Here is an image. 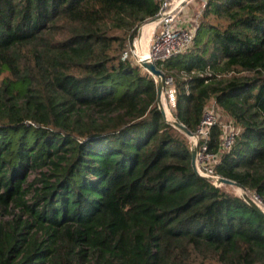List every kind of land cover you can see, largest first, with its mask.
I'll use <instances>...</instances> for the list:
<instances>
[{
	"label": "trees",
	"instance_id": "obj_1",
	"mask_svg": "<svg viewBox=\"0 0 264 264\" xmlns=\"http://www.w3.org/2000/svg\"><path fill=\"white\" fill-rule=\"evenodd\" d=\"M159 8L0 0V264H264V218L193 172L156 79L123 58ZM156 67L191 133L209 106L232 125L225 150L210 130L213 172L264 204V0H205Z\"/></svg>",
	"mask_w": 264,
	"mask_h": 264
},
{
	"label": "built area",
	"instance_id": "obj_2",
	"mask_svg": "<svg viewBox=\"0 0 264 264\" xmlns=\"http://www.w3.org/2000/svg\"><path fill=\"white\" fill-rule=\"evenodd\" d=\"M176 2L177 0H160V8L158 14L156 15V17H159V20L152 22L154 24V28L149 36L146 56L155 66L159 62H163L184 52L191 46L193 41L197 24L192 30H186L184 27L180 26L178 15L181 14L185 5L174 11L173 5ZM138 40L139 38L134 40L133 46L135 51L131 53V57H129L128 53L125 52L123 58H134L141 65L140 54L136 52ZM171 85L172 80L166 79L163 98L165 96L167 103L171 108H173L175 103V91L171 88ZM208 110L209 109H206L204 113V115H206L203 116V119L195 133H193L194 136L192 138L193 143L197 145L195 159L196 174L199 177L209 179L215 186H223L216 183L220 177L215 175L213 172L212 166L216 161V157L209 150V133L211 128L214 126H219L223 130L221 148L225 150L229 149L233 142L234 129L230 124L221 125L218 122L216 115L213 114V112H207ZM253 200L264 212V204L257 197H254Z\"/></svg>",
	"mask_w": 264,
	"mask_h": 264
},
{
	"label": "water",
	"instance_id": "obj_3",
	"mask_svg": "<svg viewBox=\"0 0 264 264\" xmlns=\"http://www.w3.org/2000/svg\"><path fill=\"white\" fill-rule=\"evenodd\" d=\"M188 0H177V2L173 5L174 11L177 10L179 7L183 6ZM159 20V17H155L149 21V23L156 22ZM141 66L144 68V70L151 75L153 78L156 79L157 84V105L160 113L162 114L164 120L166 123L172 125L175 129L182 132L186 137L192 138L194 136L193 133H191L183 124L177 122L174 119H167L166 113L163 107L162 99H163V92L165 88V77L161 70H159L150 60L146 57H140ZM191 149V168L194 173H196V167H195V159H196V153H197V145L192 144L190 147ZM209 180V179H208ZM217 184L220 185H227L230 187H234L241 190L240 198L246 202L255 212H257L262 218H264V212L261 210V208L256 204V202L250 198L243 189L236 186L233 182L228 181L223 178H219L216 181Z\"/></svg>",
	"mask_w": 264,
	"mask_h": 264
},
{
	"label": "rangeland",
	"instance_id": "obj_4",
	"mask_svg": "<svg viewBox=\"0 0 264 264\" xmlns=\"http://www.w3.org/2000/svg\"><path fill=\"white\" fill-rule=\"evenodd\" d=\"M204 4H205V0H188L184 5V7H183V10L181 11V15L183 14V15H185V13L187 12L188 13V15H189V17H186L188 20H191L192 22H191V24L193 25V26H190V27H185V26H183L186 30H192L193 29V27H195V25L197 24V21H198V19H199V17H200V15H201V13H202V10H203V7H204ZM179 17H178V21H183V19H182V17L180 16V14L178 15ZM150 21V20H149ZM149 21H147L146 23H144L140 28H139V31H138V35H137V37L135 38V39H138V38H140V36H141V29H142V27L144 28V26H146L148 23H149ZM149 31V30H148ZM148 31H146V30H144L143 31V36H144V34L145 33H147L148 34ZM151 35V34H150ZM134 39V40H135ZM134 40H133V42H132V45L131 46H129V47H127V49H126V52L128 53V55H129V57H131V53H133L134 51H135V48H134V46H133V43H134ZM143 40H144V37H143ZM148 40H149V37H148ZM147 40V41H148ZM137 45H139V41H138V44ZM146 50H147V47H146ZM136 52L138 53V54H140L139 52H140V50L138 49V47H137V49H136ZM142 55V54H141ZM146 55V54H145ZM145 55H142L141 57H145ZM131 61H132V63L133 64H135V65H137V66H139L140 68H141V70L143 71V72H146L145 70H144V68L137 62V60H135L134 58H131ZM164 102V103H163ZM162 103H163V105H164V108L166 109V112H167V115H168V119H173V117H172V109H171V107H170V105L167 103V100H166V97L164 96V98L162 99ZM207 109H209L207 112H213V114H215L216 115V117H217V119H218V122H220V124L221 125H225L226 123H224V116L222 115V113L221 112H217V111H215V109L214 108H212L211 106H209ZM213 109V110H212ZM206 115V114H205ZM204 115V116H205ZM227 125V124H226ZM193 138V137H192ZM192 138H188L187 137V139H188V141H189V143H190V147L192 146V144H194L193 143V139ZM35 175H37V174H33V173H30L29 174V176H28V180L30 181ZM229 190V192H231V193H233L234 195H237V196H240L241 195V190L240 189H237V188H229L228 189ZM239 191V192H238ZM263 209V208H262Z\"/></svg>",
	"mask_w": 264,
	"mask_h": 264
},
{
	"label": "crops",
	"instance_id": "obj_5",
	"mask_svg": "<svg viewBox=\"0 0 264 264\" xmlns=\"http://www.w3.org/2000/svg\"><path fill=\"white\" fill-rule=\"evenodd\" d=\"M183 10V9H182ZM180 16L182 17V19H183V21H179V24H180V26L181 27H183V26H185V27H190V26H193L192 24H191V20H188L186 17H189V15H188V13L186 12L185 13V15H181L180 14ZM148 25V24H147ZM149 25H154V24H149ZM145 27V26H144ZM151 32H152V30L148 33V37L150 36V34H151ZM147 43H148V41H147ZM147 43L144 45V43H143V28H142V31H141V40L139 41V50H140V56H142V55H145V54H147L146 53V47H147ZM142 54V55H141ZM146 56V55H145Z\"/></svg>",
	"mask_w": 264,
	"mask_h": 264
},
{
	"label": "bare ground",
	"instance_id": "obj_6",
	"mask_svg": "<svg viewBox=\"0 0 264 264\" xmlns=\"http://www.w3.org/2000/svg\"><path fill=\"white\" fill-rule=\"evenodd\" d=\"M149 24H153V23H148V25H146L144 28H143V31L144 30H146V31H148V33L151 31V30H153V28H154V25H149ZM141 31H142V29H141ZM144 40H143V43H144V45L147 43V40H148V34L147 33H145L144 34ZM141 40V36H140V38H139V40L138 41H140ZM138 41H137V43H138ZM146 46V45H145ZM138 49H140L139 48V45H138ZM140 53V52H139ZM147 55V54H146ZM141 57V56H140ZM146 57V56H145ZM164 103V102H163ZM163 107H164V105H163ZM164 110H165V113H166V118L168 117V115H167V112H166V109L164 108ZM169 118V117H168ZM167 118V119H168ZM239 192V191H238Z\"/></svg>",
	"mask_w": 264,
	"mask_h": 264
}]
</instances>
